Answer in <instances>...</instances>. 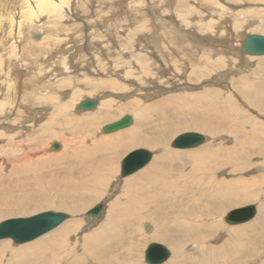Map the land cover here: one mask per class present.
<instances>
[{"label":"rangeland","instance_id":"obj_1","mask_svg":"<svg viewBox=\"0 0 264 264\" xmlns=\"http://www.w3.org/2000/svg\"><path fill=\"white\" fill-rule=\"evenodd\" d=\"M9 1L12 3L15 0ZM74 2L76 13L73 15L63 12L62 17L56 20L53 14L49 13L45 16L46 14L42 13L40 23L29 22V19L23 20L19 28L20 38L13 41L14 43H9V40H12L11 36L7 34L9 40H5L0 33V63L3 64L2 68L0 65V88L2 89L4 81L7 83L8 90L5 100H0V188H2L0 196L3 194L9 198L17 197L12 191L16 185H21V181L17 180L18 178H16L17 181L9 179L15 177V169L28 168L27 171L39 174L40 169L35 166L36 162L30 163L32 159H45L51 155L67 156L72 153L73 150L70 148L74 146L91 150L93 142L97 139L103 136L109 137L118 131L136 126L138 116L133 111L141 112L142 106L158 99L167 97L174 105L165 110L168 114L180 105H190L191 109L198 110V114L201 115L203 112V118L212 124L216 122L213 119L214 114H220L216 109L218 106L221 107L222 112L229 113L235 122L258 119L264 123L263 108L260 109L259 105L252 103V99L262 97L264 104V55L251 57L242 55L239 51L240 41L246 33L264 34V0H74ZM4 21H2L3 29L0 27L2 31L5 30L6 25L10 24L8 18ZM59 50L64 51L65 56H68L66 60L63 61L55 55ZM144 68L147 72L142 74ZM106 81L125 84L124 89L114 90L103 86L94 90L96 83ZM152 82L160 85L153 87ZM9 83L14 85L10 87V90ZM141 88L147 91H141ZM41 90L53 96L54 100H40ZM203 94L209 97L199 102L193 100ZM1 95L2 93L0 98ZM84 98L97 99V106L90 110H77L78 102ZM9 100L11 104L15 102L14 105H11ZM132 100L139 105L132 106L129 103L133 102ZM66 101L71 102L67 114H62L63 116L59 114L52 118L55 106ZM106 101H111L107 107L103 104ZM127 103H129V110L117 113L119 107ZM24 110L28 111L30 120L22 123L27 119L25 115L22 116ZM98 110L102 112L103 119L97 120L93 127L80 128L74 132L68 129V126L75 122L74 120L71 122L70 119L77 115H93ZM124 115L132 117V123L128 127L111 133L102 131L105 124L118 120ZM61 121L70 122L68 126L58 125L59 122L62 123ZM154 123L151 120L147 124L145 122L141 124L143 129H146ZM223 124L225 127L224 129L222 127V131L217 133L214 131L212 134L196 128L182 127L183 129L175 130L170 134L165 146L174 150L175 154L180 151L185 154L198 150L209 142L213 143L214 147L229 148L235 142L229 130L232 120H226ZM244 124L246 125L247 122ZM41 128L49 129L52 133L54 131L57 135L45 134L46 129H44L40 136L37 130ZM248 128L245 130H249ZM189 131L203 134L205 136L203 143L187 149L171 146L174 137ZM60 134L66 139L63 140ZM52 141L59 143V149L50 148ZM17 144L25 147L24 150L30 149L27 161L18 160L24 151H20L22 146ZM139 147L149 149L152 157L145 166L135 172L143 171L146 167H148L147 171L150 169L154 155L159 154V148L134 145L118 150L115 161H112V175L105 181L102 189L98 186L94 187L99 188L103 195L97 199H89V202L85 203L89 205L82 211L71 213L66 208L58 209L49 206L37 207L34 211L26 212L24 211L26 208H23L20 212L0 216V221L49 210L64 212L68 216L64 221L71 218L80 220L79 230L71 232L69 236V242H79L83 235L103 224L108 211V202L114 200L116 196L121 199L119 193H121L124 178L135 173L121 176V159L127 152ZM104 151V149L99 151V155L95 153V159L100 158ZM249 153L250 156L245 152L244 156H239L240 158L232 161L235 165L242 164L241 168L245 163L246 168H243V171L232 174L228 166H222L223 170L218 175L228 180L232 177L242 181L249 179L248 182L254 185L251 189L257 195L254 199L244 200L236 198L238 196L235 193L232 196H223L219 193V199H223L222 203H228L225 204L222 215L218 214L219 216L216 217L220 223V227H216L218 230L214 231L204 226L198 235H196L198 231L188 233L191 237L204 236L205 241L185 240L184 242L183 230L174 231L168 227L159 231L158 235H154L158 226L153 220L145 218L140 220L141 223L135 220L130 223L125 222L126 226H130L123 229H126L129 234L130 228L134 229L138 226L141 229L134 234L133 239L124 230L122 233L124 236L114 237L111 241L115 242L108 243V252L114 250L116 246L124 249L125 241L131 243L132 240L134 250H131V254L135 258L134 263L137 264H149L144 260V250L151 242L161 243L169 249V257L159 264H169L172 260L176 261L175 264H264V164L258 152L250 151ZM110 154L105 153V156L101 157L108 160L106 156ZM79 158L88 159V156H79ZM69 163L66 162L65 166L67 167ZM79 176L80 174L76 177V181H81L87 175ZM226 183L239 184L238 181L232 180ZM177 186L179 189L185 187L182 183H178ZM141 187L140 194L143 192L144 185ZM150 187L148 185V188ZM54 194H52L53 197L60 198L56 192ZM187 194L188 196L177 198L175 207L182 203L192 208L193 212L199 213V208L204 202L197 196L200 194L199 190L194 187ZM158 195V192L151 193L150 199L153 198L151 202L158 203ZM87 196L89 197L88 194ZM97 203L103 204L100 215L96 219L85 216V212ZM167 203L160 206V209L163 210L165 207L170 209V206H174L173 203ZM250 204L256 208L252 219L240 224L226 222L225 216L229 210ZM208 205L212 206L209 202ZM156 210L155 214H157ZM59 225L30 241L53 233ZM241 226L243 233L235 236L231 234ZM232 240H234L233 243ZM0 241H8L14 247L24 244L16 243L10 238H3ZM235 243L238 245L241 243V247L237 250ZM181 244L183 247L179 248ZM102 249L104 248L101 247L100 250ZM180 250H183L186 256L176 258ZM3 257L5 259L8 255ZM133 258L129 256L126 261L123 260L125 262L122 264L131 262ZM4 259L2 262L5 261ZM51 263L62 264L53 257ZM89 263L85 262V264Z\"/></svg>","mask_w":264,"mask_h":264},{"label":"bare ground","instance_id":"obj_2","mask_svg":"<svg viewBox=\"0 0 264 264\" xmlns=\"http://www.w3.org/2000/svg\"><path fill=\"white\" fill-rule=\"evenodd\" d=\"M73 2L74 0L73 1L72 0H15L14 2L12 1L11 3V1L9 0H0L1 29H3L4 27L2 25V21L5 22L4 20H6V18H8V21L10 23L9 25L5 24L6 25L5 30L2 31L0 29L1 30L0 33L2 34L3 39L5 40L6 39L9 40L8 37L11 36L12 40H9V43L10 42L14 43L15 40H19L20 38L19 28L23 20L29 19V22L40 23L41 22L40 15L42 13H45L46 14L45 16L51 13L53 14L56 20L62 17L63 12L73 15L74 13H76L75 12L76 5L75 2L74 4ZM239 51H240V46H239ZM55 55L59 59H62L63 61L66 60V58L68 57L65 56L64 51H60V50ZM242 55H246V54H242ZM249 56L252 57V55ZM63 64L66 65L67 63H63ZM44 65H46V63ZM143 72L145 73L147 72L146 68H144L141 73L143 74ZM3 79L4 78H2V80ZM152 84L153 87L160 85L157 82H152ZM2 85H3L2 89L0 88V93H2L0 100H5L8 91L7 83H4L3 81ZM124 85L125 84H121L116 81H106L101 83L99 82L94 85V90H98V88L103 86L112 88L114 90L117 89L122 90L124 89ZM11 86L14 85L9 83V90ZM139 87L141 86L139 85ZM141 91H147V90L141 88ZM45 92L46 91L41 90L40 92L41 94L39 97L40 100L41 99L54 100L53 96L48 95ZM16 93L17 92L15 90V94ZM207 97L209 96L203 94L195 97L193 100L199 102L205 100ZM208 100L209 99H207V101ZM252 100H253L252 101L253 104L257 106L259 105L258 107H260V109L263 108L262 110L264 111V104L262 97L261 98L257 97L256 100L255 99ZM110 102L111 101H106L103 104L104 106L107 107L108 105H110ZM14 103L12 102L13 105ZM129 103L132 104V106L139 105V103L136 101ZM129 103L125 105H121L117 113H121L126 109L129 110L130 108ZM70 106H71L70 101H66L64 103H61L60 105L55 106L56 108L52 114V118L53 116L59 114L61 116L67 114V111L70 108ZM169 107H174V105H172L170 103L169 98L166 97L165 99H158L152 102L151 104L142 106L141 112L135 111L133 109L134 110V111L132 110L133 113L136 116H138V120H137L138 122L136 126L123 130L120 129L121 131H118L117 133H115V135H111L109 137L103 136V138L97 139L96 141L93 142L94 143L92 146L93 149L91 150L86 148L81 149L77 146H74V148L73 147L70 148L73 150L72 153H69L67 156L51 155L47 158L45 157V159L42 158H36L34 160L32 159L30 163L36 162L35 166H37V169H40V172H38L39 174L37 173L34 174L31 171H27L26 169L28 168H25V170L24 168L22 170L21 167L15 169V177L14 178L11 177L9 179L16 180V178H18L17 180L21 181L20 182L21 185H16L14 190L12 191V193L15 192V194L17 195L16 198L13 197L9 198L7 195L4 196L3 194L0 196V216L17 211L20 212L21 210H23V208H26L24 211L27 212V211H34L37 209V207L39 208V207H49V206L50 208L53 206V207H57L58 209L66 208L71 213H78L82 211L84 207L89 205V204L87 205L85 204L89 202L88 201L89 199H97L103 195L102 192L99 191V188H101L104 185L105 181H107L109 177L112 175L113 173L112 161H115L116 155L119 152L118 150H124L134 145H144V146L159 148V154L154 155L153 157V165H152L153 168H151L152 166L150 165L151 167L148 171H147L148 167H146V169L143 171H138L137 173L134 171L135 172L134 174L125 177L123 180L121 193H119L121 199H119V197L116 196L114 200L108 202V211L105 217L106 219L105 221H103V224L93 229L90 233L83 235L81 237L82 239H80L79 242H69V236L71 232H77L80 228V220H78L77 218H71L69 220L62 222L61 224L59 223L60 224V225L58 224L59 227H57L56 230L53 231V233L44 235L28 243L22 242L24 244H21L16 247L11 245L8 241H0V264H53L51 263L52 257L57 258V260H59V262H61L62 264H85V262H90L89 264H122L126 261V259L129 256L133 258V254H131L132 253L131 250L134 248L132 240L131 243L125 241L124 249L123 247L116 246V248L110 252H108L109 249L108 243L115 242V241H111L114 237L117 236L122 237L123 235L122 233L124 230L125 232H128L126 231V229H123L125 227L130 226V225L126 226L127 224H124L125 222L129 221L130 223L132 222V220H135L136 222L139 223L141 219L145 220V218H147L149 220H153L155 224L158 226L156 231L153 233L154 235H158L159 231L165 230L168 227L170 230L174 229V231L183 230L184 242L185 240L186 241L196 240L197 242L198 241L202 242L203 240L205 241L204 236L191 237L188 233H194L198 231V233L196 234L198 235L200 234V232H202L204 226H207L213 229L214 231L218 230L216 229V227L219 228L220 223L219 221H217L216 217L219 216L218 214L222 215V212L225 208V204L228 203V202L222 203L223 199L222 198L219 199V193H221L223 196H232V194L235 193V195L238 196L236 198H242L244 200L254 199V197H256L257 194L255 191L251 189V187H253L254 185H252L253 184L252 182H248L249 179L242 181V180L234 179L235 177H232L231 179L228 180L219 177L218 173H220V171L223 170L221 169L222 166H228V169H230V172L232 174L237 173L239 171H243L242 169L246 168L245 163H243L244 166L243 168H241L242 164L235 165L233 163L234 162L233 159H237L239 156L241 157L244 156L245 152L247 153L248 156H250L249 153L250 151L258 152L261 155V158L263 160L262 163L264 164V123L258 119H254V120L244 119V120H240L239 122H235L229 113L222 112V110H220L221 107L218 106L216 109L217 111L220 112V114L219 115L214 114L213 119L216 122L212 124L207 122L206 119L203 118L202 111L200 115L197 113L198 110H195V108L191 109L190 105L189 106L180 105L178 106L179 109L178 107L176 108V110L174 108L172 112L168 114V112H166L165 110H167V108ZM189 109H191V111ZM181 111L182 113H179ZM34 113L33 115H35ZM23 115H25L27 119H25L26 121L25 120L22 121V123L28 122V120H30L28 119V115H29L28 111L24 110L22 116ZM100 119H103V114L101 111L98 110L97 112H94L93 115H77V117L70 119L71 122L72 120H74L75 122H73V124L69 126L68 124L70 121L68 122L61 121L62 123L59 122L58 125L59 124H64L65 126L67 125L68 129L71 132H74L76 130H80V128H91L95 125L97 120ZM151 120H153L155 123L149 128L147 127L146 129H143L142 127L143 125L141 123L144 124L145 122V124H147ZM226 120H232V124L229 130L235 139V142L233 143V145L229 146V148L226 147L224 148L223 146L214 147L215 145L209 142L206 145L200 147L198 150L189 151L185 154L181 153L182 151L180 152L176 151L177 154H175L174 150L168 149L165 146V143L168 137L170 136V134L175 130L183 129L182 127L196 128L212 134L214 131L216 133L222 131L225 127V124L223 123ZM245 122H247L246 125L244 124ZM246 126L249 127L248 128L249 130H245V128H247ZM44 129L46 128H41L37 130L38 131L37 134L42 136V132H43L42 130ZM143 130H145V132H143ZM55 133L56 132L54 131L52 133V131L49 129L45 130V134H50V135L54 134L55 136L57 135ZM59 136L60 137L62 136L63 140L66 139V137L64 138L62 134H60ZM52 142H57V141H52ZM51 144H50V148H51ZM235 144L236 147H234ZM18 145L20 146L21 144H17V146ZM253 147H256L254 148L255 150L253 149ZM24 149L25 147L23 146L20 148V151L22 152L24 151V152L22 154V157L18 159L19 161L21 159L23 161L28 160V154L30 149L28 150H24ZM102 149L105 150L104 153L100 155V158L95 159L94 157L95 153L99 155L98 152L101 151ZM241 149H243V154H241ZM53 150H57V149H53ZM105 153L107 154L111 153L109 156H106L108 160L107 159L104 160V158L101 157V156L104 157ZM79 156L80 157L88 156V159L79 158ZM66 162L68 163L70 162L69 164L72 163V165L68 164V166L66 167L65 166ZM233 164L234 166H232ZM176 167L178 168L177 170L174 169ZM78 174H80V176H85V175L87 176L84 177L81 181H76V177L78 176ZM230 180L238 181L239 184L233 183L232 185V183H226L227 181ZM178 183L184 184L185 187L179 189V187L177 186ZM55 185L58 186L56 187ZM143 185H144L142 190L143 192L142 194H140L139 192L141 191L142 188L141 186ZM148 185L151 187L148 188ZM95 186H98L99 188L95 189L94 188ZM194 187H196L199 190L200 194L197 196L202 201H204L202 202L203 206L199 208V213H197L196 211L193 212L192 208H189L188 205L184 206V204L182 203L179 204L178 207H175L177 205L176 204L177 198L188 196L187 193L191 192ZM198 187H200L202 192ZM130 188L133 189L131 190ZM54 192L57 193L58 197H60L61 200L60 198L57 199L56 197H53V195H55ZM155 192L159 193L158 203L151 202L153 198L150 199L151 193L154 194ZM87 194L89 195V197L87 196ZM208 202L211 203L212 205L211 207L208 205ZM165 203L167 204L173 203L174 206L168 205L171 207L170 209H167L165 207L163 208V210H161L160 206L164 205ZM157 206L158 209L156 210ZM152 207L155 208L152 209ZM155 210L157 214H155ZM209 219L211 221H209ZM246 222L247 221H244L242 223H246ZM248 226H244V227H248ZM240 228H242V226L237 227V229L232 231L231 234L235 236L236 234L239 235L241 232L243 233L242 229ZM140 229L141 227L138 226L134 229L130 228L129 230L130 234L128 232L129 236H131L130 238L133 239L134 234L137 233L138 230ZM233 241L234 240H232V243ZM236 243H235L236 246L235 248L237 250L241 247L240 246L241 243H239L240 245ZM183 244H181L179 248H182ZM101 247H103L104 249L100 250ZM256 249H258V247H256ZM145 250H144V257H145ZM4 255H8V257L4 259L3 257ZM184 256H186V253L183 252V250H180L177 253L176 258H181ZM3 259L5 260L4 262H2ZM193 260L195 259L193 258ZM134 262H135V258H133L131 262H128L126 264H137ZM175 262H176L175 260H172V262H170L169 264H175Z\"/></svg>","mask_w":264,"mask_h":264},{"label":"water","instance_id":"obj_3","mask_svg":"<svg viewBox=\"0 0 264 264\" xmlns=\"http://www.w3.org/2000/svg\"><path fill=\"white\" fill-rule=\"evenodd\" d=\"M241 54L261 56L264 55V34L246 33L240 44ZM98 104L95 98H84L76 108L78 110H90ZM132 122L130 115H124L118 120L105 124L102 127L104 133L114 132L128 127ZM205 136L199 132L189 131L177 135L171 142L175 148H192L200 145ZM52 149H58L59 143L52 142ZM152 152L147 148H135L124 155L120 163L122 176L133 173L145 166L151 159ZM103 209L102 203H97L85 212V216L97 218ZM256 213L254 205H246L229 210L225 216L226 222L240 224L250 220ZM64 212L42 211L27 217L8 218L0 222V239L11 238L16 243L30 241L45 232H48L67 218ZM169 256V249L158 242H151L145 250V261L151 264L163 262Z\"/></svg>","mask_w":264,"mask_h":264}]
</instances>
